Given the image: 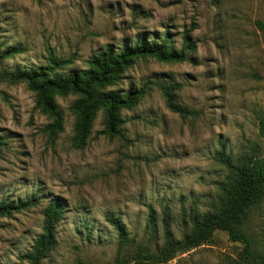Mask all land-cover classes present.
<instances>
[{
    "label": "rangeland",
    "instance_id": "1",
    "mask_svg": "<svg viewBox=\"0 0 264 264\" xmlns=\"http://www.w3.org/2000/svg\"><path fill=\"white\" fill-rule=\"evenodd\" d=\"M264 0H0V44L25 51L0 62V70L45 64L48 47L73 57V67L108 43L163 39L181 49L193 28L197 43L182 62L138 60L112 90L149 85L133 109H124L123 135L111 137L105 114L95 118L85 147L73 145L77 96H57L64 129L54 140L51 121L36 108L24 82L0 80V201L39 204L0 216V264H32L20 255L42 232L55 197L65 204L58 243L42 264H151L167 239H181L197 213L219 206V184L229 174L218 160L222 143L235 160L264 155ZM61 72V71H60ZM193 110L182 115L167 100ZM151 213L154 214L151 216ZM119 216L122 234L107 216ZM257 253L264 252V200L243 224ZM243 244L217 230L211 241L157 264H250Z\"/></svg>",
    "mask_w": 264,
    "mask_h": 264
},
{
    "label": "trees",
    "instance_id": "2",
    "mask_svg": "<svg viewBox=\"0 0 264 264\" xmlns=\"http://www.w3.org/2000/svg\"><path fill=\"white\" fill-rule=\"evenodd\" d=\"M257 26L264 29V21L257 20ZM193 28L184 33V44L181 49L171 45L170 32L163 39L143 38L125 42L122 46L108 43L88 60V66L73 67V57H61L48 47L46 63L35 68L0 70L1 81L24 82L35 94L36 108L45 113L51 120L46 132L51 140L64 129V114L56 100L57 96L74 94L77 96L72 108L77 116L74 126L73 145L83 148L88 142L91 128L100 111L105 114V129L101 133L111 137L123 135L124 109H133L149 90V85L131 87L126 91L112 90L111 87L125 78V73L138 60L153 57L163 62H182L188 59L190 52L195 51L197 43L192 36ZM0 44V62L25 51L21 45H9L3 48ZM61 71V72H60ZM169 107L182 115L194 111L179 105L171 92L166 89ZM264 134V119L260 121ZM219 162L226 167L227 179L219 184L222 194L221 204L206 213H197L192 220L191 229L181 239H167L159 255L140 254L139 258L156 263H167L179 253L188 252L211 241L217 230L228 233L232 241L243 244L242 255L250 264H264V252H255L252 241L243 229V224L251 210L264 200V155L246 153L240 160H235L227 152L226 144L218 154ZM41 197L33 194L27 199L16 202L0 201V216H11L14 213L28 210L39 204ZM65 204L60 197L53 198L44 213L42 232L32 248L20 255L22 260L32 264H42V260L58 243L57 225L65 214ZM154 214L151 213V216ZM154 217V216H153ZM107 220L122 234L126 226L121 217L110 214ZM129 259L115 260L109 264H129ZM77 264H92L79 260Z\"/></svg>",
    "mask_w": 264,
    "mask_h": 264
}]
</instances>
